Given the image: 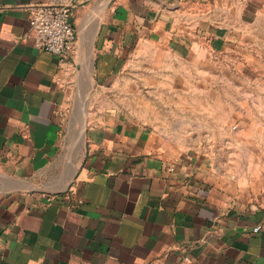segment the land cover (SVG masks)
Returning <instances> with one entry per match:
<instances>
[{"label":"crops","instance_id":"0c3cea01","mask_svg":"<svg viewBox=\"0 0 264 264\" xmlns=\"http://www.w3.org/2000/svg\"><path fill=\"white\" fill-rule=\"evenodd\" d=\"M43 2L0 0V264H264V186L237 197L169 150L119 82L143 41L175 59L261 43L264 0L222 22L193 0H73L64 60L28 38Z\"/></svg>","mask_w":264,"mask_h":264},{"label":"rangeland","instance_id":"374dc122","mask_svg":"<svg viewBox=\"0 0 264 264\" xmlns=\"http://www.w3.org/2000/svg\"><path fill=\"white\" fill-rule=\"evenodd\" d=\"M193 3L197 11L192 10V15L197 20L212 14L220 22L229 14L238 20L240 12L244 18L254 16L238 0ZM259 36L261 43L227 52L204 48L183 59L143 41L130 57L128 74L119 79L120 83L130 79L134 111L164 136V145L172 152L205 158L220 180L231 175V190L237 197L264 186V27ZM89 98L90 90L77 101L82 136Z\"/></svg>","mask_w":264,"mask_h":264},{"label":"built area","instance_id":"2783aa9c","mask_svg":"<svg viewBox=\"0 0 264 264\" xmlns=\"http://www.w3.org/2000/svg\"><path fill=\"white\" fill-rule=\"evenodd\" d=\"M74 8L73 0H45L32 6L29 9L28 38L33 45L64 60L75 41L70 22Z\"/></svg>","mask_w":264,"mask_h":264}]
</instances>
